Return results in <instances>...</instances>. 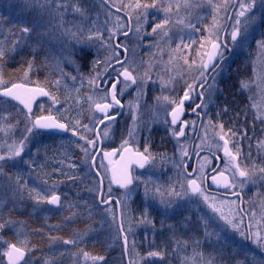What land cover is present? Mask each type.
I'll list each match as a JSON object with an SVG mask.
<instances>
[{"label":"rangeland","instance_id":"1","mask_svg":"<svg viewBox=\"0 0 264 264\" xmlns=\"http://www.w3.org/2000/svg\"><path fill=\"white\" fill-rule=\"evenodd\" d=\"M108 1L132 17L133 35L122 44H128L130 48L126 67L135 75L137 82L128 105V121L122 125L117 145L122 148V145L131 144L139 149L146 137V129L150 135L155 128L168 122L165 110L168 101L164 97L155 104L148 103L146 91L160 87L168 93L176 77L179 79L189 73V57L197 33L196 26L210 20V13L212 28L209 38L215 41L220 38V12L225 0H214L219 5L218 11H214L207 0H190L193 5L190 8L183 7L181 0H164L165 5L169 2L172 4V11L167 13L170 23L156 33L152 32V28L165 19L163 11L150 8L145 18L140 15L142 9L126 7L133 5L135 0ZM58 3L66 4L67 8H57ZM177 3H181L179 10L176 8ZM227 3H233V0H227ZM74 6H79L84 14L75 12ZM213 16L216 18L215 23ZM178 19H183L184 24L177 23ZM25 25L34 30L23 33L21 28ZM127 28L124 18L110 11L99 0H0V49L5 52L4 59L0 60V74L6 86L20 81L29 82L32 80L30 75L34 64L43 62L41 64L49 65L58 77L76 84L82 68H87V58L98 53L99 48H103L106 53L113 51L114 38L125 33ZM97 32L101 38L87 39L90 34ZM23 55L26 58L32 56V59L24 60L21 65H25L20 71L16 67V59ZM113 58L112 53L108 60ZM29 63L32 65L31 70L28 69ZM26 71L27 78L24 75ZM80 79L92 87L96 84L93 77ZM95 95L94 89L87 97L89 109L84 149L88 150V155L84 152L82 189L79 192L70 191L59 209H46L48 216H31L30 204H37L29 194L32 189L28 183L29 177L15 171L11 165L8 172L4 170L5 175H0V224L5 225L0 229V247H8L9 243L19 245L20 241L26 240L30 249L27 250V264H35V261H51V264H207L209 260L213 264H264V256L247 247L245 221L238 215L237 203L229 211L225 201L208 195L204 190L203 195L191 192L188 184L190 179L184 171L188 147L180 146L177 151H168L153 147L145 140L147 144L143 151L149 158L147 167L142 172L135 170L131 186L118 194L109 185V177L103 175L107 177L105 201L115 196L120 207L118 209L113 205L100 209L99 186L96 178L91 176L95 147L86 142L94 134ZM5 109L7 103L0 104V128L4 129L0 131V147L4 141L13 144L20 125L12 118L4 117ZM221 136V125L214 123V152L220 148ZM125 141L127 144H124ZM112 143L109 140L107 145ZM260 145L264 146V140ZM212 167L213 162L204 161L199 172L201 185L203 176ZM240 167L249 171V177L241 180L237 171H231L237 187L247 196L246 212L254 242L256 234L264 238V177L257 166L249 168L240 164ZM54 191L57 192L58 188L54 187ZM205 196L208 197L207 201ZM209 204L219 211H213ZM145 213L151 223L141 222ZM222 216L232 223H227ZM32 221L38 226L36 237L44 244L47 242L44 253L50 257L41 255L40 246L34 239ZM122 232L127 237V247ZM50 237L76 239L77 243L65 245L62 240L53 243ZM260 243L264 244V239ZM260 243L254 242L256 245ZM167 247H170L172 258L167 256ZM258 248L264 250V247ZM81 250L104 259L86 260ZM149 251L163 252V259L147 257Z\"/></svg>","mask_w":264,"mask_h":264},{"label":"flooded vegetation","instance_id":"2","mask_svg":"<svg viewBox=\"0 0 264 264\" xmlns=\"http://www.w3.org/2000/svg\"><path fill=\"white\" fill-rule=\"evenodd\" d=\"M99 1L110 11L123 17L127 23L128 28L125 33L129 32V34L123 37L124 33H121L114 38L113 51L106 53L103 48H99L98 53H94L87 58L85 61L87 68H82L79 74L81 77L79 76V82L76 84L68 83L67 80L58 77V74L54 73L49 65H42L43 62L35 63L34 68H32L33 72L30 75L32 80L18 83H23L29 88H43L49 95L32 103L31 113H28L27 109L18 102L0 97L1 101L7 103V109L3 111L4 117H10L15 122L20 123L13 143H19L22 138L27 137L24 151L20 157L0 162L4 164V170L8 172L12 165L15 171H19L23 175L27 174L29 186L40 191L41 194L52 187L58 188L56 194L60 196L59 206L30 204L33 208H30L32 211L29 212L31 216L38 218L48 216L49 213L46 209H59L62 201H65L66 197L69 196L70 191L79 192L82 189L85 170V155L82 149L85 148V139L80 137H86L85 125L88 126L89 105L87 97L95 89L96 103L102 100L111 103V85L117 80H119V83L116 84V92L120 104H114L107 110V115L114 117V119H105V113L97 111L94 106V134L88 139L91 138L95 141L91 171L99 186L98 206L100 209H107L113 205L118 209L120 207L119 200L115 196L110 197L109 200L117 199L118 204L112 202L107 207L100 205L101 195L102 203L108 201H105L107 177H109V185L113 188L115 194L126 190L119 189V184L116 185L115 182H112L111 168L113 165L109 164L104 153L115 152L116 155L111 159L119 162L124 152L123 148L117 145V141L123 123L128 121V105L132 98V92L137 87V82L133 84L131 81H125L124 77L120 75V72L128 64L130 56L128 44L123 45L122 43L132 37L133 22L130 15L120 9L118 10L108 0L110 5L103 0ZM244 2L248 3L250 0H244ZM239 11V0H233L231 4L225 3L221 9L220 38L216 42L221 45L220 52L223 54V59L217 56L213 61H208L207 53L212 51L211 44L208 43L212 28V13H210V20L207 19L201 26H196L197 33L194 36V46L189 57V73L179 79L176 77V82L173 88L167 91L168 93L160 87L155 88V90L149 89L145 93L146 102L152 104H155L161 98L167 97L168 102L165 105L167 108L164 109L166 110V116L168 115V122L166 121L161 127L155 128L150 135L147 134L148 129H146V137L143 138L141 148L138 149L131 144L125 147L131 148L134 152L141 153L146 157L148 156L143 151L145 140L150 142L153 147L158 146L160 149L168 151H177L180 146L188 147L189 154L184 165L187 178L197 180L201 190H204L208 195L225 201L229 211L234 208V203H237L238 215L245 221L248 236L247 247L253 248L264 256V250L258 248L262 247L261 244L263 243L256 245L252 239L250 220L246 212L247 196L243 190L237 187L231 171L232 169L236 171L235 164L239 166L241 164L249 168L257 166L260 169L264 167V146L261 147L260 145L264 140V49L259 47V42L264 41V0H256L251 12L240 18L242 23L239 27L242 33L245 24L247 25V38L242 46L239 41L237 44H233L230 35ZM250 17H254V19H249ZM120 36L121 38L117 40ZM117 44H120L121 47L116 48ZM112 53L113 55L119 53V56L114 55L112 60H108ZM31 59L32 56L26 58L25 55L17 58L16 67L18 70H23L25 63L23 66L21 64L24 60ZM117 60L123 63H117ZM203 63H209L207 69L203 68ZM202 71L203 76L200 75ZM131 74L135 77L132 72ZM82 77L95 78V87L81 80ZM243 83H247L248 87H243ZM185 93L189 97L187 100L183 99ZM105 97L106 99H104ZM181 100H183V111L180 113L181 117L178 122L173 124L172 112ZM5 114L7 115L5 116ZM49 115L58 123H64L68 130L34 129L32 133L25 130L26 126L31 127L32 121L36 118ZM29 116H31V120L28 119ZM101 120H103V123L100 122ZM21 121L25 122L21 123ZM214 123L222 126L224 137L220 148L216 152L213 151L212 143ZM106 128L108 129L107 136L104 135ZM181 128L184 132L183 135H179ZM73 132L76 135H73ZM109 140H112L113 143L107 145ZM225 140L228 141L227 148L231 155L225 153ZM9 145L11 143L7 141L2 143L0 155L7 154ZM232 156L236 157L235 161H233ZM204 161L213 162V167L205 173L201 185L199 172ZM135 170L137 172L144 171L139 170L132 164V182ZM220 173L229 177L232 186L218 192L212 189L210 179ZM192 174L194 176H191ZM262 174L264 177V173ZM31 225L35 233L34 239L37 246H40L38 248L42 252L41 255H44L47 242L44 244L36 237L38 226L34 225L33 221ZM6 249L7 247H0V264H8L7 256L2 254ZM45 257L50 256L46 253ZM28 259L29 253L26 251L24 260L20 264H25ZM46 262L48 261L38 263L35 261V264H46ZM48 264H51V261Z\"/></svg>","mask_w":264,"mask_h":264},{"label":"snow or ice","instance_id":"3","mask_svg":"<svg viewBox=\"0 0 264 264\" xmlns=\"http://www.w3.org/2000/svg\"><path fill=\"white\" fill-rule=\"evenodd\" d=\"M183 7L185 8H190L193 5L191 4L190 0H181ZM256 0H250V2L245 3L244 0H239V8L240 11L237 13V19L235 20V23L233 25V30L231 32V40L233 42V44H237V42L239 41L240 45L242 46L243 42L246 40L247 36V25L245 24L243 33L241 31V28L239 27L242 23L241 21V17H245L247 13L251 12L252 8L255 5ZM208 5L214 10V11H218L219 10V5H217L214 0H207ZM225 3H227V0H225ZM131 6L134 9H142V11L140 12V15L145 16V18L147 17V10L148 9H157L163 11L166 16L165 19L160 22L157 23L155 25V27L152 28V32L156 33L158 29L163 30L166 28V26L170 23V20L167 17V13H170L172 11V4L169 2L167 3V5H165L164 0H135V3L133 5H126V7ZM57 8L60 7H64L65 9L67 8L66 4H57L56 5ZM181 7V3H177L176 4V8L177 10H179V8ZM119 10V9H118ZM74 11L75 12H79L81 15L84 14V10H82L79 6H74ZM249 19H254V17H250ZM213 21L214 23L216 22V18L215 16H213ZM177 23L180 24H184V20L183 19H178ZM186 27H190L192 25H185ZM33 27H29L27 25L23 26L21 28V31L25 34L31 33L33 31ZM140 29L138 28L137 31H139ZM165 35H167V32H164ZM75 35V34H74ZM124 35H127V33H124ZM101 38V34L99 32L95 33V34H90L87 39L88 40H93V39H99ZM111 38V37H109ZM208 43L211 44V48L212 51L210 53H207L208 55V61L211 62L213 61L217 56H219L221 59H223V54L220 52V47L221 45L216 42L215 40L208 38ZM203 47V45H201ZM116 48L121 47L120 44H117L115 46ZM185 47H187V45H185ZM259 47L261 49H264V41H260L259 42ZM179 48V46H178ZM14 50V49H13ZM126 51V49H125ZM115 56H119V53H114ZM5 57V52L3 49H0V60H3ZM117 63H123L120 60L116 61ZM185 63H187V60H185ZM193 63H195V61H193ZM203 68L207 69L209 66V63H203ZM31 63H29L28 65V69L31 70ZM203 71L200 73L201 76H203ZM25 78H27V71L25 72ZM120 75H122L124 77L125 81H131V83L135 84L136 83V78L131 74V72L128 70L127 67H125L121 72ZM147 75V74H146ZM92 82V81H90ZM119 83V80H117L115 83H113L111 85L112 87V92H111V98H112V102L111 103H106L103 102V100L101 102H97L95 104L96 110L105 113L104 118L105 119H114V117L108 116L107 115V110L110 109L114 104H120V101L117 99V92H116V84ZM127 87V85H125ZM243 87L247 88L248 84L247 83H243L242 84ZM37 95H44V96H48L49 93L46 92L43 88L40 87H36V88H29L27 87L25 84L23 83H14L11 86H6V81L3 79L2 74H0V97H5V98H9L13 101L18 102L20 105H23V107L25 109H27L28 113L32 112V103L35 100ZM188 94L185 93L184 95V100H187ZM91 99V98H90ZM106 99V97L104 98ZM165 99H167V97H165ZM6 103V101H0V104ZM173 103H175V101H173ZM183 105V100L180 101L179 104H177L176 108L173 109L172 112V116H173V120L172 123L175 124L177 119L179 118V114L183 111L182 108ZM19 111V109H18ZM29 120H31V116L28 117ZM101 123H103V120L100 121ZM222 127V126H221ZM85 128H87V125H85ZM34 129H60V130H64L67 131V127L64 123H58L56 122V120L51 116H41L39 118H36L34 121H32L31 123V127L26 126V131L28 133H32ZM3 128H0V131H3ZM131 135V132L129 133ZM183 129H180L179 135H183ZM73 135H76L75 132H73ZM104 135L107 136L108 135V129L106 128L104 131ZM81 139H86V137L81 136ZM221 139H224L223 136L220 137ZM27 137H24L20 140L19 143H13L11 145H9V149L6 155H0V162L6 161V160H13L16 157H20L22 152L24 151V147H25V141H26ZM87 143L90 145H95V141L93 140H87ZM124 144H127V141L124 142ZM227 144L228 141L225 140V153L227 155H231V153H229V150L227 148ZM124 150V152H130L131 150L129 148L124 147V145L121 146ZM85 152V155H88V150L87 149H82ZM145 151H147V149H145ZM116 153L115 152H105L104 156L105 158H107L109 160V164L113 165V167L111 168V172H112V182L118 183L120 184L121 187H127L128 184L132 183V178L131 176L128 174L127 171V167H128V163H131L132 161L129 160L128 162L124 163V164H120L119 167H116L115 165L119 164V162L117 161H113L111 159V157L115 156ZM121 161L125 160V157L123 155H121L120 157ZM233 161H235L236 157L232 156ZM144 160L145 158L141 155L140 159L137 160L136 162L139 164L140 167L144 166ZM25 163H27V161H25ZM103 166V165H101ZM236 167V171L238 173V175L241 178H247L249 177V171L247 169H242L238 164L234 165ZM260 172L264 173V167L259 169ZM0 175H5L4 173V164L0 163ZM97 175H99V173H97ZM221 176H223V173H221ZM9 179H11V177H9ZM213 180L215 182L216 178L213 177ZM17 183H19V177H17ZM45 183H47V181H45ZM189 187L191 188V191L193 193H198L200 195H203V192L201 190L200 185H198L197 180L193 179L190 180L188 182ZM232 185H230L227 181V178H225V187H231ZM109 191H111V189L109 188ZM32 193H35V195L33 196ZM30 197L35 201V203L37 205L39 204H49V205H57L59 206L60 204V196L58 194H56V192L54 191V187L53 189H48L46 190L43 194H41L40 191H37L36 189H31L30 192ZM235 195H238L237 193H234ZM205 201L208 200V197H204ZM209 207L213 208V211H219V209L215 208L214 205L209 204ZM223 219L226 220L227 223L231 224L232 221L227 219V217H223ZM142 223H151V221H149L147 219V213L144 214V217L141 221ZM5 225L4 224H0V229H2ZM123 230V229H121ZM130 230V229H129ZM125 244H127V237L125 236ZM264 239L261 238L259 236V234H256V240L254 242L256 243H260V241ZM50 240L55 243L57 240H62V243L65 245H69V244H76L77 240L76 239H62L60 237H50ZM262 247H264V244H261ZM27 250H30L28 248V243L27 241H20L19 245L16 243H9L7 249L2 253L4 256H7L8 258V264H19L20 261L24 260L25 257V253ZM84 258L87 259H92L93 261L95 260H103L104 258L101 256H90L89 253L87 252H83V250H81ZM163 252L161 251H149L147 253V257H159L161 259H163ZM27 264V262H26ZM46 264H48V262H46ZM207 264H213L212 260H209L207 262Z\"/></svg>","mask_w":264,"mask_h":264},{"label":"water","instance_id":"4","mask_svg":"<svg viewBox=\"0 0 264 264\" xmlns=\"http://www.w3.org/2000/svg\"><path fill=\"white\" fill-rule=\"evenodd\" d=\"M106 4L110 5L109 2L107 0H103ZM129 34V32L127 33V35ZM127 35H122L123 37L124 36H127ZM121 38L118 37L117 40ZM44 97H47V96H44V95H37L35 100L33 101L36 102L37 100L41 99V98H44ZM5 98V97H3ZM9 99V98H7ZM11 100V99H10ZM181 117V115L179 114V118ZM178 118V119H179ZM178 119L176 121V123L178 122ZM172 120H173V116H172ZM57 122V121H56ZM175 123V124H176ZM45 130H57V129H45ZM61 131H64V130H61ZM131 151L130 152H123V156L125 157V160L124 161H121V159L119 160V164L116 165V167H119L120 164H124L126 162H128L129 160H131L132 162L131 163H128V167H127V171H128V174L131 176L132 178V175H131V166L132 164H134L139 170H144L146 167H147V164H148V157H146L145 155L141 154V153H137V152H134L133 149L129 148ZM143 156L145 158L144 160V166L143 167H140L139 164L136 162L137 160L140 159V156ZM109 161V160H108ZM217 171V170H216ZM191 176H194V174H192ZM213 177L216 178L215 182L213 180ZM211 179H210V183H211V187L213 190L215 191H222V190H226L228 189L229 187H225V178H227V181L228 183L231 185L230 183V179L228 176H226L225 174H223V176H221V173L220 174H216L215 176H213ZM116 185L118 183H115ZM132 184V183H131ZM131 184H128L127 187H121L120 184L118 185V188L119 189H127L131 186ZM191 189V188H190ZM192 192V191H191ZM193 193V192H192ZM193 194H197V193H193ZM236 196H239V195H236ZM112 202H116L118 204V200L117 199H111V200H108L107 202L105 203H102V195L100 197V205L102 207H107L109 206ZM241 208H242V204H241ZM122 237L125 238V234L122 232ZM124 245L125 247H127V244H125V239H124ZM23 261V260H22ZM20 261L19 264L22 262Z\"/></svg>","mask_w":264,"mask_h":264},{"label":"trees","instance_id":"5","mask_svg":"<svg viewBox=\"0 0 264 264\" xmlns=\"http://www.w3.org/2000/svg\"><path fill=\"white\" fill-rule=\"evenodd\" d=\"M91 176H93L94 177V175H91ZM91 178V177H90ZM74 194V193H73ZM75 196H76V194H75ZM75 198V197H74ZM167 256L169 257V258H172V252H171V250H170V247H167Z\"/></svg>","mask_w":264,"mask_h":264}]
</instances>
